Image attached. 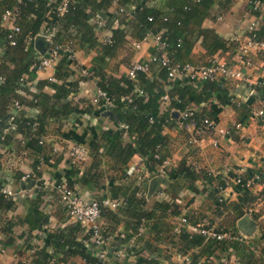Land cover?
I'll return each mask as SVG.
<instances>
[{
  "label": "trees",
  "instance_id": "trees-1",
  "mask_svg": "<svg viewBox=\"0 0 264 264\" xmlns=\"http://www.w3.org/2000/svg\"><path fill=\"white\" fill-rule=\"evenodd\" d=\"M230 1L120 0L119 6L124 12L121 13L118 9L116 14L107 15L110 5L104 0H73L67 5L66 11L58 15L51 10L55 9L61 0H0V119L10 115L11 110H16L14 103L18 104V109L28 107L37 111V114L31 118L26 117L23 112L16 114L12 121L15 129L5 137V144L11 141L14 135L20 133L27 137L29 148L35 153L38 151L37 154L41 152L46 154V147L39 142L47 131V123L60 122L78 111V106L73 105L71 101V96L78 89V80H69L74 74L70 69L74 61H70L66 53H61L51 80L33 82L40 60V55L34 48V41L39 35L49 31L52 34L49 44L51 48L70 44L74 52L76 48L87 53L96 51L88 68L91 76L82 78L93 80L96 89L105 92L110 98L111 107H103V101H99L97 105L89 101L81 111L82 114L87 115L96 111L103 114L110 112L112 114L110 120L118 126L116 130L102 131L99 139H96L98 137L91 139L87 144L88 156L91 160L89 166L83 171L74 166L70 167L65 181L67 185L83 188L97 186L102 178L101 166L105 158L111 161L110 169L119 174L116 176L117 180L127 178L128 164L134 157L142 160L149 173L158 176L160 166L164 161H168L170 156L169 139L163 132L166 129L178 128V121L173 117V112L191 110L192 116L184 120V125L194 123L195 127L201 128L204 127L205 119L213 120L207 117L205 110L201 109L211 98L222 106L230 104L246 119L249 118L252 110L246 104L230 97L222 82H194L189 78L171 82L168 80L166 70L157 64V74L153 73L156 75L151 73L149 76V70L148 73H138L134 80L126 75L116 78L107 71L108 60L117 54L127 36L140 41L148 35L161 34L162 40L167 44L168 57L179 64L189 63L188 55L199 40L210 56L216 52H226L229 50L226 41L213 30L202 29L201 25L210 15L214 5L225 6ZM6 12L14 14L10 22L14 30L10 25H3L2 19ZM250 13L260 17L259 11L250 10ZM261 21L262 24L254 31L248 32L247 37L264 43V20L261 18ZM122 25L124 27H121ZM99 28L106 29L111 34L104 42L98 40ZM44 43L48 44L45 41ZM234 48L231 45V50ZM44 88H49L54 93L52 95L44 93ZM249 89L256 93L250 97V100L258 101L264 107V88L251 86ZM21 93L29 96V99ZM163 96L168 98L165 103L161 101ZM198 108L201 111H198ZM150 119H152L151 123ZM178 130L183 141H187L185 130ZM82 137L72 135L76 143H82ZM125 138L128 142L124 141ZM42 154L39 157H43L45 162V155ZM39 157L32 164L36 178L40 177V172L35 170ZM254 173L259 174L260 183L263 180L264 169L251 170L250 173L241 176L247 179ZM165 174L168 179L180 178L190 184L195 183L199 178V173L184 159L176 167H167ZM217 184L218 186L211 191L217 209L232 210L239 217L247 214L246 208L255 199L254 193L243 187L234 186L237 200L229 203L222 198L219 201L218 191L219 188L224 187L225 180L218 181ZM189 190L196 192L193 185L189 186ZM109 193L111 195L108 198L121 200L123 205L116 211L101 208L100 220L103 218L118 225L121 222L120 216L127 217L132 221L129 226L136 234L141 226L145 227L150 223L152 239L144 242L137 250L126 248L127 254L136 256V264H159L158 259L152 257L157 252L156 244L166 245L167 248L175 247L178 255L188 258V262L184 261L183 264H210L220 259V254L227 253H234L240 264H259L258 262L262 264L264 260V235L258 242L263 245H259V255H257L255 242L208 239L191 232L185 226L171 225L169 218L181 216L178 206L175 203L162 201L154 203L151 209H147L146 197L143 192H139L138 187L134 186L131 189L113 187ZM104 198L94 201H101ZM175 198L176 195L172 196L173 200ZM0 201H6L7 208L11 206L4 193L0 194ZM258 217V215L252 216L255 220ZM184 218L191 226L198 224L189 215ZM233 227L230 230L226 228L215 230L217 233L238 235L235 233V226ZM81 230L85 229L79 224L74 226V231L77 233ZM111 233L108 228L101 227L105 242ZM57 238L58 252L67 248L68 256H78L85 264H101L97 261L96 250L91 246L89 232H86L85 241L82 243L76 241L73 235L66 237L60 233ZM115 241L124 246L129 242L120 238ZM143 254L146 256L142 257Z\"/></svg>",
  "mask_w": 264,
  "mask_h": 264
},
{
  "label": "crops",
  "instance_id": "crops-1",
  "mask_svg": "<svg viewBox=\"0 0 264 264\" xmlns=\"http://www.w3.org/2000/svg\"><path fill=\"white\" fill-rule=\"evenodd\" d=\"M117 10L118 6L110 5L107 15L116 14ZM259 13L260 17L253 16L244 0H231L225 6L214 5L201 28L213 30L216 35L226 41L229 50L223 53L216 52L210 56L199 40L194 44L187 58L191 65L197 67L206 66L214 60L226 63L228 66L239 67L245 75V81L231 80L221 84L227 88L230 97L246 104L252 111L264 108L260 102L250 100V97L256 93L249 89L258 81L264 80V48L251 50L247 57H242L237 47L248 38V29L254 19L259 21V25L262 24L264 9L259 10ZM97 32L100 42H104L111 35L103 28H99ZM44 45L49 48L48 44L44 43ZM231 45L235 47L233 50H231ZM36 52L39 54L37 50ZM153 54H155V42L151 35L140 41L127 36L117 54L108 60L107 71L113 77L119 78L126 75L134 63L146 62ZM95 55V50L88 53L77 48L75 50L74 63L70 66L74 74L69 80H78V89L71 96L72 104L78 106V111L60 122L49 121L47 123V131L42 137V145L46 147L47 153L41 152L46 159L40 171V181H36L35 178L24 179V176L33 173L32 164L41 155L37 154L38 151L35 153L32 148H29L27 137L18 133L11 141L6 144L4 142L5 137L15 129L12 121L17 113L23 112L26 117L31 118L37 114V111L22 107L11 110L10 115L6 116L5 123L11 127L4 131L3 143L0 144V194L3 191H10L13 195H6L9 204L11 203L9 208L5 206L6 201H0V264H85L78 256H68L67 248L62 252L57 251L56 242L60 233L66 237L73 235L76 241L82 243L85 241L86 231L81 230L78 233L74 231V226L78 223L67 216L59 202L55 186L66 181L70 167L74 166L83 171L91 162L88 155L82 162H72L67 155L71 146L81 145L89 152L87 144L93 137L99 139L102 131L116 130L118 127L109 116L105 117L99 111L91 115L82 114L81 111L91 101L96 86L93 80L82 78L80 69H88ZM246 59L251 61V66L243 65ZM157 68L156 64H152L149 76L151 73L156 72L157 74ZM54 72L55 67L39 70L33 82L51 80ZM43 91L49 95L54 93L49 88H44ZM21 95L29 99V96L23 93ZM201 109L205 110L207 117L213 119L219 128H232L235 124L243 123L241 129L235 131L230 139H223L217 133L204 127L193 131L185 130L187 141H183L178 128L164 130L163 134L169 139L168 167H176L184 159L199 173V178L195 183L190 184L180 178L174 180L165 177L167 184L157 182L153 189H150V183L157 176H153L146 170L139 157L130 160L126 172L127 178L117 180L116 176L119 174L110 169L111 161L105 158L101 166L102 178L98 185L84 188L78 186V194L85 201H93L109 197L111 195L109 191L113 187L120 186L124 189L138 187L139 192H143L142 194L146 197L147 209H151L154 203L162 201L175 203L178 206L181 216L169 218L171 225L180 227L181 218L189 215L194 222L204 227L230 230L235 226V233L243 236L244 243H256L255 253L259 255L258 249L263 244L258 242L263 238L264 229L259 228L258 221L263 220L264 217L259 216L256 220L250 218L251 233H243L238 223L247 214L239 217L232 210H218L211 191L218 186V181L229 180L231 182V179L237 175L248 174L251 170L264 169V123L252 120L251 115L246 119L230 104L222 106L214 98L205 102ZM201 109L197 110L201 111ZM73 134L83 136L82 143H76L72 139ZM193 137L196 143L191 142ZM124 141L128 142V139L125 138ZM215 141H217V146L213 145ZM130 170L131 173H128ZM190 185L196 188V192L189 190ZM254 190L251 191L254 193ZM174 195L176 198L173 200ZM223 196L229 203L237 200L234 189L227 188ZM120 219L121 222L118 225L103 218L99 221L102 229L103 227L108 228L112 232L106 239L107 256L103 264H136V256L127 254L126 248L137 250L153 237L149 230L150 223H147L145 227L141 226L136 234L129 226L132 223L129 218L120 216ZM79 226L82 227L80 224ZM118 238L127 239L129 242L124 246L115 241ZM156 246V255L152 257L158 259L159 264L184 263V256L178 255L175 247L167 248L162 244H156ZM118 251H123L122 258L115 256ZM145 256V254L142 255V257ZM219 257L220 259L210 264H240L234 253L220 254Z\"/></svg>",
  "mask_w": 264,
  "mask_h": 264
},
{
  "label": "built area",
  "instance_id": "built-area-1",
  "mask_svg": "<svg viewBox=\"0 0 264 264\" xmlns=\"http://www.w3.org/2000/svg\"><path fill=\"white\" fill-rule=\"evenodd\" d=\"M19 1V0H18ZM73 0H61L59 5L51 10V12L56 13L58 15H62L67 8V5ZM109 3V5L118 6L119 12H124L123 8L119 6L120 0H104ZM247 3L249 10H256L259 11L264 9V1L261 2L260 0H244ZM14 14L11 12H6L3 15V25H10V22L13 20ZM130 17V15H129ZM259 26V21L254 20L251 22L249 27V32L254 31ZM11 29L14 30V26H11ZM43 37L45 42L51 44V37L52 34L49 31H46L44 34L39 35ZM149 36V35H148ZM154 42H155V54H153L148 61L146 62H136L134 63L126 73V76L130 79H135L138 73H148L150 66L152 64H157L159 67L164 68L167 72L168 80L171 82H175L178 80H183L185 78H189L191 81L198 82V81H208V82H224V81H245V75L239 67H232L226 65V63H221L219 61H212L206 66L197 67L191 64H179L173 62L167 55V44L165 41L162 40L161 34L151 35ZM13 44V43H12ZM138 47V45H135ZM48 53L40 56L39 64H38V71L45 70L47 68H54L56 62L61 57V53H66L68 59L70 61H74L75 59V52L73 50L72 45L68 44L67 46H55L50 47L48 46ZM264 43L263 42H256L252 37L246 38V40L241 43L237 50L242 57H247L249 52L254 49H263ZM244 66H251V61L246 59L243 61ZM80 75L83 77L91 76V73L88 69H80ZM1 82V78H0ZM258 87L264 88V80L258 81L255 85ZM167 96H163L161 101L163 103L167 102ZM99 101H103V107L110 108L111 102L110 98L107 94L100 89H96L94 95L91 99V102L95 105L99 103ZM18 104L14 103V108L18 109ZM191 110H187L185 112L178 113L177 118V127L178 129L182 130H189L191 131L197 129L194 123H190L189 125H184V120L192 116ZM250 118L258 123H264V108L252 111ZM152 119H150V123ZM204 128L217 133L223 139H230L234 132L241 129V123L235 124L232 128H219L213 120L205 119L203 121ZM191 142L196 143L194 137L192 138ZM40 145L43 144L42 140L39 142ZM214 146H217V141L213 143ZM68 158L72 160V162H82L88 155V151L85 147L81 145H73L67 151ZM44 164L43 157H39L36 171L40 172L42 166ZM168 167L167 161H164L163 164L159 168V175L165 173V169ZM131 173V170L128 172ZM35 178L36 181H40V178H36L33 173H30L24 176V179ZM226 181V180H225ZM260 181L259 174L254 173L250 175L247 179H243L241 175H237L231 179V182L228 180L225 182L223 188H219L218 191V200L221 201L224 198L223 194L227 188L233 189L234 186L243 187L247 190H252L254 186L258 185ZM55 189L58 192L59 202L62 204L64 210L67 213V216L70 220L77 222L80 224L86 232L90 233V240L91 246L94 247L96 250V257L97 261L101 264L104 263L107 256V248L106 242L102 238L101 234V226H100V217H101V208H107L112 211L118 210L122 205L123 202L121 200L110 199L105 197L101 201H85L83 200L78 194V186L74 185L69 187L66 182L61 183L60 185L55 186ZM5 195L12 196L13 193L10 191H3ZM180 223L182 226L189 227V230L193 233H198L201 236L208 238V239H216L218 241L227 240V241H243V236L232 235L229 233H217L213 228H206L200 225H189L185 218H181ZM117 258L123 257V251H118L115 255ZM127 256V254L125 255ZM184 261L188 262V258L184 257Z\"/></svg>",
  "mask_w": 264,
  "mask_h": 264
},
{
  "label": "water",
  "instance_id": "water-1",
  "mask_svg": "<svg viewBox=\"0 0 264 264\" xmlns=\"http://www.w3.org/2000/svg\"><path fill=\"white\" fill-rule=\"evenodd\" d=\"M34 47L35 49L39 52V54L41 56L45 55L48 53V48L44 45V39L43 37L38 36L35 41H34ZM103 116H109L112 117V114L110 112H106L103 114ZM178 113L177 112H173V117L177 118ZM7 121V117L3 118L2 120H0V144L3 143L2 138L4 136V131L9 130V128L11 127L9 124H6L5 122ZM166 174H162L159 175L157 177H155L152 182L149 185L150 189H153L154 185L157 182L160 183H166L167 184V180H166ZM250 217L248 215L242 217L238 223V227L240 229V231H242L243 233H251V228H250Z\"/></svg>",
  "mask_w": 264,
  "mask_h": 264
},
{
  "label": "rangeland",
  "instance_id": "rangeland-1",
  "mask_svg": "<svg viewBox=\"0 0 264 264\" xmlns=\"http://www.w3.org/2000/svg\"><path fill=\"white\" fill-rule=\"evenodd\" d=\"M254 197L252 203L246 208L247 215L252 218L254 215L263 216L264 217V176L261 182L253 187ZM259 228L264 229V218L263 220L258 221Z\"/></svg>",
  "mask_w": 264,
  "mask_h": 264
}]
</instances>
